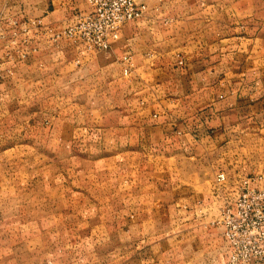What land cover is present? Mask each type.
Segmentation results:
<instances>
[{
	"label": "crops",
	"instance_id": "obj_1",
	"mask_svg": "<svg viewBox=\"0 0 264 264\" xmlns=\"http://www.w3.org/2000/svg\"><path fill=\"white\" fill-rule=\"evenodd\" d=\"M41 1L0 0V127L18 126V86H29L47 95L45 141L57 156L117 150L112 171L142 209L96 232L98 250L109 246L107 264H222L216 175L224 170L234 185L249 173L238 145L264 126L263 1L146 0L147 16L126 24L105 52L52 38L86 1ZM160 8L176 18L166 29L154 21ZM166 178L175 184L166 188Z\"/></svg>",
	"mask_w": 264,
	"mask_h": 264
},
{
	"label": "rangeland",
	"instance_id": "obj_2",
	"mask_svg": "<svg viewBox=\"0 0 264 264\" xmlns=\"http://www.w3.org/2000/svg\"><path fill=\"white\" fill-rule=\"evenodd\" d=\"M210 2L216 7L226 5L224 0ZM87 7L85 2L77 11ZM163 7L168 11L174 5ZM164 13L160 8L154 21L166 29L163 24L176 18ZM215 23L221 29L217 17ZM191 33L186 30V39ZM145 35L150 43L152 36ZM29 91V86H18V126L6 123L0 127L4 136L0 142V264L110 263L111 257L104 254L109 246L98 250L101 240L97 241L96 232L106 219L142 209L127 202L130 190L124 182L119 184L120 176L112 171V167L118 168L117 160L109 155L117 150L100 147L70 158L57 156L45 141L52 113L47 109V95ZM238 147L245 171H264V126L243 138ZM120 161L122 169L130 166L124 159ZM162 181L166 188L175 184L167 178Z\"/></svg>",
	"mask_w": 264,
	"mask_h": 264
},
{
	"label": "built area",
	"instance_id": "obj_3",
	"mask_svg": "<svg viewBox=\"0 0 264 264\" xmlns=\"http://www.w3.org/2000/svg\"><path fill=\"white\" fill-rule=\"evenodd\" d=\"M86 10L78 11L74 22L52 35L54 40L69 38L88 52H105L120 38L129 22L147 16L146 0H86ZM128 74L133 63L124 56ZM216 196L223 192V204L216 224L227 244L222 264H264V171L246 174L230 185L224 170L215 179ZM230 187V190H229Z\"/></svg>",
	"mask_w": 264,
	"mask_h": 264
}]
</instances>
